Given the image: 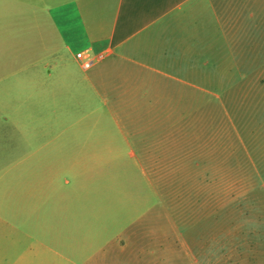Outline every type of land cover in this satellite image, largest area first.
<instances>
[{
    "label": "crops",
    "instance_id": "obj_1",
    "mask_svg": "<svg viewBox=\"0 0 264 264\" xmlns=\"http://www.w3.org/2000/svg\"><path fill=\"white\" fill-rule=\"evenodd\" d=\"M78 52L93 65L84 68ZM258 52L264 0H0V264H17L16 244L33 236L25 215L23 236L16 232L32 199L112 187L89 160L124 158L115 140L80 144L81 131L98 130L104 114H186L182 101L209 84L233 82L246 93L264 73ZM166 127L168 158H176V123Z\"/></svg>",
    "mask_w": 264,
    "mask_h": 264
},
{
    "label": "rangeland",
    "instance_id": "obj_2",
    "mask_svg": "<svg viewBox=\"0 0 264 264\" xmlns=\"http://www.w3.org/2000/svg\"><path fill=\"white\" fill-rule=\"evenodd\" d=\"M222 85L193 90L186 114H104L98 130L81 131L80 144L115 140L124 158L89 160L112 187L49 190L20 208L18 238L24 215L33 236L16 244L17 264H264V73L246 93ZM170 121L176 158L165 146ZM152 148L166 152L128 155Z\"/></svg>",
    "mask_w": 264,
    "mask_h": 264
},
{
    "label": "built area",
    "instance_id": "obj_3",
    "mask_svg": "<svg viewBox=\"0 0 264 264\" xmlns=\"http://www.w3.org/2000/svg\"><path fill=\"white\" fill-rule=\"evenodd\" d=\"M76 55L81 60L84 68H89L95 61V58L89 52H78Z\"/></svg>",
    "mask_w": 264,
    "mask_h": 264
}]
</instances>
